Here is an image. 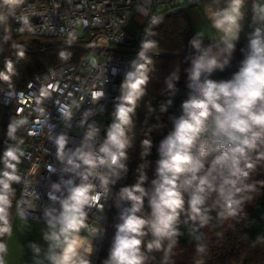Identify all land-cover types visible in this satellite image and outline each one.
Listing matches in <instances>:
<instances>
[{"label": "clouds", "instance_id": "obj_1", "mask_svg": "<svg viewBox=\"0 0 264 264\" xmlns=\"http://www.w3.org/2000/svg\"><path fill=\"white\" fill-rule=\"evenodd\" d=\"M243 3L244 0H230L226 9L214 14L213 27L223 33L222 39L228 50L233 48L231 41L237 38ZM261 12H264V9H261ZM255 36L256 38L251 40L252 54L244 62V66L233 80L220 82L211 79L200 82L202 73H211L220 65L211 48L201 50L200 41H192L193 46L201 50L202 54L193 61L190 72L192 83L189 86L199 94L183 103L185 115L175 122L174 131L161 145L163 158L158 162L157 169L160 179L158 183L153 181L156 187L150 199V219L137 215L146 195L145 189L141 187L144 177L141 176V183L122 189V197L131 201L132 206L127 215H122L123 222L118 225L109 264H144L146 257L141 247L147 232L154 237L147 244L148 250L161 249L165 239L172 241L173 237L178 235L177 224L181 213L185 211L184 193L190 188L193 189L187 201L190 219H198L201 226L209 219L202 206L207 195L213 192L220 203L221 211L218 215L221 218L237 214L241 204L237 194L243 191L238 185H243L248 177L246 169L253 167L247 161L248 152L256 150L258 145H264V41L260 39L259 29L256 30ZM154 47L153 41L143 42L138 59L133 61L135 70L126 75L122 85L125 91L120 98L121 103L116 107L115 121L107 133L106 141L99 149L102 155H96L92 150L85 151L84 147H81L67 158V164L71 168L66 170L76 171L81 165L85 168L78 173L82 182L71 187L68 197L61 202L59 230L46 236V239L54 242L53 248L61 249L59 255L49 257L54 264H89L78 251L81 248L86 253L92 251L90 242L79 233L86 227L85 207H91L100 201V193L95 191L96 186L89 182V177L98 176L100 186L107 191L109 177L99 173L97 169L101 166L113 172L116 168L124 169L125 165L121 161L126 159L125 150L129 146L126 129L132 123L131 115L137 101L144 94L149 79V65L152 63L148 52ZM102 95L103 93L96 92L93 99ZM63 115L70 117L71 114L66 110ZM14 131L15 127H12L9 135ZM94 135L95 130L88 132L85 146L87 140H91ZM209 136L211 144L209 139L205 138ZM55 144L58 158L64 160L66 136H58ZM143 144L147 149L151 142L145 140ZM213 152L216 154L208 161L207 158ZM20 155L23 153L18 155L16 149H10L4 156L5 170L0 173V222L4 226L0 227V233L10 232L7 227V210L11 206V184L13 181H19L16 165L20 162ZM68 183L71 184L72 181ZM50 226L56 227L51 222ZM170 248L171 243L169 250ZM36 251L39 252V249ZM5 252L6 246L0 243V264H5Z\"/></svg>", "mask_w": 264, "mask_h": 264}, {"label": "trees", "instance_id": "obj_2", "mask_svg": "<svg viewBox=\"0 0 264 264\" xmlns=\"http://www.w3.org/2000/svg\"><path fill=\"white\" fill-rule=\"evenodd\" d=\"M4 1V0H3ZM3 3V2H2ZM0 15V87L12 89L23 87L36 72L64 60H76L82 50L75 47L71 40L51 36H32L6 33L5 22L12 7V0H5ZM188 9L178 10L167 15L149 34L147 41L155 42L152 48L159 54L151 55L148 82L144 94L137 101L132 123L126 129L129 146L126 159L121 162L124 169L117 168L116 181L110 197L105 226L108 230L99 249L92 242V251L84 259L89 264H109L111 249L121 224L122 215H127L132 202L123 198L122 189L141 183L146 195L143 206L137 215L151 218L150 199L159 182V161L163 158L162 143L174 131L175 122L185 115L183 103L198 91L189 85L193 61L202 54L201 50L212 49L219 65L211 73H202L200 82L211 79L217 82L233 80L252 54V48L233 44L231 50L220 38L203 40L195 29ZM193 40H199L201 50H197ZM171 84V87H169ZM15 127L12 135L9 131ZM209 139L210 136L205 137ZM149 140L146 149L143 141ZM25 136L18 130L16 123L9 117V108L0 105V173L5 170L4 156L10 149L17 154L23 151ZM215 147V145H212ZM195 151V149H194ZM216 154L213 152L207 160ZM264 145H258L248 152L247 161L253 165L246 169L249 175L244 180L243 191L237 194L241 204L237 214L221 218L220 203L216 193L208 194L202 206L209 217L206 224L190 219L187 201L193 191L184 193L185 211L181 213L177 224L178 235L172 241H162L161 249L148 250L147 244L154 239L150 232L143 237L141 251L146 257L144 264H264ZM26 162L20 155L16 170L25 167ZM207 168V162H206ZM243 167V162L241 164ZM9 199L11 206L7 210L8 225L15 216V199L20 185L11 184ZM0 222V227H3ZM7 233H0V243L5 245ZM171 248L169 250V244ZM202 249V250H201Z\"/></svg>", "mask_w": 264, "mask_h": 264}, {"label": "built area", "instance_id": "obj_3", "mask_svg": "<svg viewBox=\"0 0 264 264\" xmlns=\"http://www.w3.org/2000/svg\"><path fill=\"white\" fill-rule=\"evenodd\" d=\"M206 0H16L5 22L6 33L51 36L71 40L82 50L76 60H64L34 73L23 87H0V105L25 136L26 165L16 170L20 191L15 199V216L58 225L62 201L71 187L82 182L67 158L78 148L96 155L115 121L116 107L124 93L126 75L134 71L142 43L164 18ZM25 19L27 23H25ZM137 22L133 33L127 23ZM159 54L151 49L148 56ZM142 63V61H140ZM103 95L93 99V94ZM70 117H65V111ZM23 121V123H21ZM95 130L91 140L86 137ZM67 138L65 159L57 156L55 140ZM79 163V161H77ZM109 177L107 191L98 176H90L100 201L85 207L86 227L81 235L99 249L107 235L106 214L116 181L117 168L97 169ZM68 181H72L71 184ZM58 185L59 187H54ZM95 229V231H92ZM90 254V253H85Z\"/></svg>", "mask_w": 264, "mask_h": 264}, {"label": "crops", "instance_id": "obj_4", "mask_svg": "<svg viewBox=\"0 0 264 264\" xmlns=\"http://www.w3.org/2000/svg\"><path fill=\"white\" fill-rule=\"evenodd\" d=\"M230 0H206L187 10L195 29L203 40L222 39L223 33L213 27L215 13L226 9ZM264 0H244L241 7L242 17L239 20L237 38L232 44H241L251 48V40L255 39L256 30H260V39L264 41ZM223 40V39H222ZM49 223L14 216L10 223V232L6 237V252L3 254L5 264H54L49 258L59 255L61 249L53 248L54 243L46 239L53 231L59 230ZM39 249V252L36 249Z\"/></svg>", "mask_w": 264, "mask_h": 264}, {"label": "rangeland", "instance_id": "obj_5", "mask_svg": "<svg viewBox=\"0 0 264 264\" xmlns=\"http://www.w3.org/2000/svg\"><path fill=\"white\" fill-rule=\"evenodd\" d=\"M5 0L3 1V3H2V5H1V7H0V15H1V13H2V11H3V9H4V7H5ZM127 28L130 30V31H132L133 33H137V32H139V30H140V25H139V23H137V22H131V23H127ZM86 253V252H85ZM82 254L81 256L82 257H84L86 254ZM80 254V253H79Z\"/></svg>", "mask_w": 264, "mask_h": 264}, {"label": "bare ground", "instance_id": "obj_6", "mask_svg": "<svg viewBox=\"0 0 264 264\" xmlns=\"http://www.w3.org/2000/svg\"><path fill=\"white\" fill-rule=\"evenodd\" d=\"M79 235H80L81 237L85 238L83 235H81V234H79ZM85 247H87V245H85ZM78 251H79V253H80V256H81L82 254L85 253L83 248L79 249ZM81 257H82V256H81Z\"/></svg>", "mask_w": 264, "mask_h": 264}, {"label": "water", "instance_id": "obj_7", "mask_svg": "<svg viewBox=\"0 0 264 264\" xmlns=\"http://www.w3.org/2000/svg\"><path fill=\"white\" fill-rule=\"evenodd\" d=\"M2 2H3V0H0V7H1V5H2Z\"/></svg>", "mask_w": 264, "mask_h": 264}]
</instances>
